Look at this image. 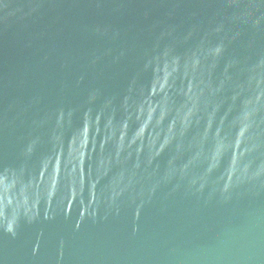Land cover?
Segmentation results:
<instances>
[{
  "label": "water",
  "instance_id": "obj_1",
  "mask_svg": "<svg viewBox=\"0 0 264 264\" xmlns=\"http://www.w3.org/2000/svg\"><path fill=\"white\" fill-rule=\"evenodd\" d=\"M0 264H264V0H0Z\"/></svg>",
  "mask_w": 264,
  "mask_h": 264
}]
</instances>
